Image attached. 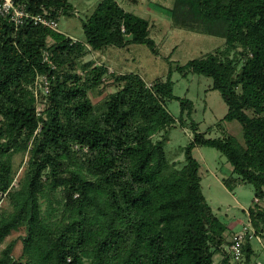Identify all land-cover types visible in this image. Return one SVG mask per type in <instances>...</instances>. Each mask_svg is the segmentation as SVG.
Returning <instances> with one entry per match:
<instances>
[{
    "label": "trees",
    "instance_id": "obj_1",
    "mask_svg": "<svg viewBox=\"0 0 264 264\" xmlns=\"http://www.w3.org/2000/svg\"><path fill=\"white\" fill-rule=\"evenodd\" d=\"M16 1L57 20L74 10L70 0ZM173 2L174 22L203 26L226 43L224 51L177 67L183 76L212 79L228 106L216 125L223 138L208 139L190 122L194 136L181 149L180 169L166 151L178 122L167 102L179 101L188 119L195 106L174 95L172 73L150 86L134 73L116 75L119 89L99 107L88 95L100 87L107 67L86 63L85 77L76 70L78 59L108 47L139 44L157 53L148 20L116 0H102L84 24L81 43L32 23L17 29L0 19V204L6 195L12 206L0 212V246L26 230L22 255L13 256L11 242L0 264H214L218 254L223 258L217 264L227 263L222 249L230 226L204 196L194 150L221 152L233 167L223 180L226 189L250 184L264 201V0ZM44 50L53 53L62 75L43 62ZM238 55L245 58L240 70ZM37 73L51 79L41 117L30 90ZM234 122L242 127L241 139L225 131ZM31 141L28 173L13 190L14 158L28 152ZM46 174L49 182L43 184ZM249 214L262 235L264 205L254 204ZM244 252L245 264H255L259 255L250 242Z\"/></svg>",
    "mask_w": 264,
    "mask_h": 264
},
{
    "label": "rangeland",
    "instance_id": "obj_2",
    "mask_svg": "<svg viewBox=\"0 0 264 264\" xmlns=\"http://www.w3.org/2000/svg\"><path fill=\"white\" fill-rule=\"evenodd\" d=\"M127 12L134 13L148 20L151 24L150 38L156 42L157 53H154L146 45L133 44L127 48L108 47L102 51H90L88 55L78 59L77 72L85 77L86 71L82 67L89 62H93L91 67L105 66L108 72L102 78V83L97 90L89 93L91 102L96 106H101L110 95L118 89L114 82L116 75L134 73L145 80L149 86L152 82L161 79L166 81L172 73V81L175 84L174 95L193 101L195 110L191 119L185 115L181 116L180 102L177 100L168 101L167 106L171 115L178 121L176 127L169 134V142L166 151L169 159L177 168H182L184 155L181 149L188 146L194 136V131L189 128L190 122L194 121L199 126V132L205 134L208 139L223 138L222 129L216 125L221 122L228 113V106L224 102L219 91L213 90V80L200 75L189 74L183 76L177 67L184 66L188 62L207 57L210 54L224 51L226 43L224 39L208 34L203 26L189 25L186 23L174 22L171 16L173 0H116ZM73 5L72 15H62L58 22V32L70 37L75 42H85L84 24L95 12L102 0H70ZM89 48V47H88ZM89 50H91L89 48ZM50 53L53 60V53ZM241 52V50H239ZM235 56L232 53V56ZM239 70L245 62V58L240 57ZM44 58V57H43ZM44 60V59H43ZM55 64V62H54ZM56 66V64H55ZM62 75V70L56 66L54 69ZM55 79V77H53ZM48 82V83H47ZM48 87V90H47ZM30 90L35 98L37 116H45L49 97L51 93V79L49 74L37 73ZM40 128L35 132V136ZM227 134L236 138H242V127L234 122L227 126ZM26 138V136L24 137ZM160 136L154 138L159 140ZM32 148V141L29 144L28 152L20 153L14 158L15 180L12 189L20 187V183L26 177L29 169V151ZM78 145H74L75 150H79ZM194 156L200 163V175L202 178L203 193L213 212L224 222L230 224L238 221L236 226L229 231L240 232L242 224L248 222L250 207L254 205L255 192L250 184H240L230 192L224 186L223 180L228 179L233 172V167L227 158L216 149L210 147H199L194 150ZM43 178V184L48 183V175ZM237 179L234 176L233 179ZM238 180V179H237ZM61 195H58L60 197ZM47 205L43 202V208ZM10 199L4 195L0 204V212H11ZM229 232V233H231ZM226 234V244L223 246L222 254H227L229 248V236ZM26 235L25 228L12 233L6 242L0 246V253L11 243L16 242L13 256L19 258L23 252L22 238ZM259 235V234H258ZM264 244V232L259 235ZM257 241L251 245L259 255L256 262L264 264V247ZM218 254L215 263L223 256ZM254 261V262H255ZM214 263V264H215Z\"/></svg>",
    "mask_w": 264,
    "mask_h": 264
},
{
    "label": "built area",
    "instance_id": "obj_3",
    "mask_svg": "<svg viewBox=\"0 0 264 264\" xmlns=\"http://www.w3.org/2000/svg\"><path fill=\"white\" fill-rule=\"evenodd\" d=\"M0 19L10 21L17 29L28 23H32L35 26H40L58 32L59 22L57 19L53 18L48 11H45L43 14H33L28 10L26 4L17 2L16 0H0ZM43 57V62L47 64L50 69L54 70L56 66L50 59V53H45ZM39 74L41 75L42 73ZM254 204L264 205V201H261L259 198H255ZM242 225V230L240 232L230 233V245L227 252L228 260L226 264H245V246L249 242L251 243L255 241L261 245L263 244L262 239L253 226L249 213L248 222ZM215 264H217V262ZM255 264L262 263L256 262Z\"/></svg>",
    "mask_w": 264,
    "mask_h": 264
},
{
    "label": "crops",
    "instance_id": "obj_4",
    "mask_svg": "<svg viewBox=\"0 0 264 264\" xmlns=\"http://www.w3.org/2000/svg\"><path fill=\"white\" fill-rule=\"evenodd\" d=\"M236 223H237V224H239V223H238V221H236ZM236 223H235V221H234V222H232V223H230V224H229V226H230V229H232V230H233V228L236 226ZM231 233H232V232H231Z\"/></svg>",
    "mask_w": 264,
    "mask_h": 264
}]
</instances>
